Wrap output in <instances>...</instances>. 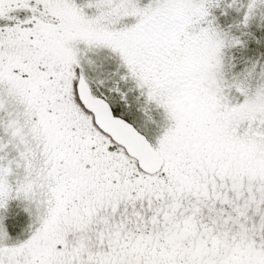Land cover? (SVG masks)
Returning <instances> with one entry per match:
<instances>
[{"label": "snow or ice", "instance_id": "snow-or-ice-1", "mask_svg": "<svg viewBox=\"0 0 264 264\" xmlns=\"http://www.w3.org/2000/svg\"><path fill=\"white\" fill-rule=\"evenodd\" d=\"M0 264H264V0H0Z\"/></svg>", "mask_w": 264, "mask_h": 264}]
</instances>
